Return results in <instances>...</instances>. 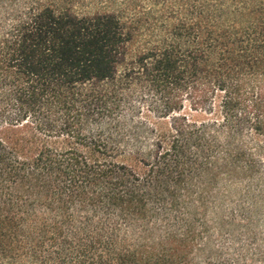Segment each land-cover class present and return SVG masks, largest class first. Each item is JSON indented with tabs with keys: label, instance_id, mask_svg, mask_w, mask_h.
<instances>
[{
	"label": "trees",
	"instance_id": "obj_1",
	"mask_svg": "<svg viewBox=\"0 0 264 264\" xmlns=\"http://www.w3.org/2000/svg\"><path fill=\"white\" fill-rule=\"evenodd\" d=\"M0 264H264V0H0Z\"/></svg>",
	"mask_w": 264,
	"mask_h": 264
},
{
	"label": "rangeland",
	"instance_id": "obj_2",
	"mask_svg": "<svg viewBox=\"0 0 264 264\" xmlns=\"http://www.w3.org/2000/svg\"><path fill=\"white\" fill-rule=\"evenodd\" d=\"M79 2H81V1H79Z\"/></svg>",
	"mask_w": 264,
	"mask_h": 264
}]
</instances>
